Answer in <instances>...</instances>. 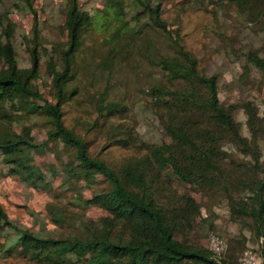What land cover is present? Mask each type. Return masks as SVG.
I'll use <instances>...</instances> for the list:
<instances>
[{"label": "trees", "instance_id": "trees-1", "mask_svg": "<svg viewBox=\"0 0 264 264\" xmlns=\"http://www.w3.org/2000/svg\"><path fill=\"white\" fill-rule=\"evenodd\" d=\"M4 1L0 0L3 164L10 175L28 186L50 191L52 185L37 166L34 153L62 144L66 159L59 156L58 163L65 176L63 184L74 193L73 201L84 209L98 208L105 213L97 221L85 222L81 214L50 205L51 221L67 234L42 238L13 225L0 205V230L10 228L18 234L20 255L30 264H241L238 256L246 239L238 241L240 248L230 246L229 256L220 263L203 245L217 226L204 216L202 204L190 194L188 187L194 186L204 195H219L231 224L250 228L260 242L258 253L264 264V116L253 103L225 105L220 101L218 77L199 70L197 59L184 48L179 33L171 31L162 18L164 0H105L100 25L108 46L104 64L111 65L148 29L166 35L174 48L172 56L157 63L163 81L148 95L159 112L165 111L163 125L178 144L170 148L140 143L125 132V126L115 127L109 146L137 150L136 156L117 168L93 156L90 141L69 129L64 120L65 106L80 91L78 56L97 19L82 9L79 0H64L67 40L58 57L50 56L47 62L53 103L38 89L43 37L34 0H22L33 17L32 39L24 38L30 51L29 69L19 67L13 44L16 25L8 11L1 12ZM232 1L264 30V0ZM245 62L247 76L254 69L264 77V58L257 50L249 51ZM94 105L99 120L88 131L101 130L114 118L123 117L124 107L110 101L107 92L99 94ZM242 110L249 135L236 119ZM32 116L46 118L44 144L36 142L27 126L13 132L16 122L25 123ZM97 177L106 187L85 198L79 183L93 187Z\"/></svg>", "mask_w": 264, "mask_h": 264}, {"label": "rangeland", "instance_id": "rangeland-1", "mask_svg": "<svg viewBox=\"0 0 264 264\" xmlns=\"http://www.w3.org/2000/svg\"><path fill=\"white\" fill-rule=\"evenodd\" d=\"M79 1L82 9L97 19V25L88 32L78 56L77 85L80 91L64 108L65 125L90 141V153L93 156L115 168L125 159L137 155L134 148L109 146L110 132L115 127L125 126V132L136 137L140 143L174 148L178 141L163 125L166 113L159 112L148 95L154 85L163 81V74L157 63L162 58L173 55L174 48L168 37L148 29L145 33H140L134 45L125 53L121 52L111 65L104 64L108 46L103 40L106 34L100 25L103 23L102 13L106 1ZM34 3L38 9L43 37L38 89L45 100L54 103L47 62L50 56L58 57L60 46L67 40L64 28L66 2L34 0ZM5 11H8L9 18L16 25L13 44L19 67L29 69L30 51L24 38L32 39L33 17L22 0H5L1 12ZM242 11L238 2L232 0H164L162 18L171 31L179 33L184 48L197 59L199 70L203 74L218 77L219 98L223 104L253 103L263 117L264 77L254 69L246 75L248 67L245 55L251 50H257L264 58V30L255 24V21L248 20ZM103 92L108 93L110 101L122 104L123 117L114 118L113 122H108L101 130L88 131L90 127L97 126L99 115L95 110V98ZM236 119L243 125L244 134L249 135L245 111L238 112ZM26 126L31 129L37 143H46V118L32 116L25 123L16 122L13 132L19 133ZM59 156L66 159L63 145L58 143L50 145L47 150L41 149L34 153L37 166L43 169L47 182L52 185L50 191L34 189L10 175L0 156V205L13 225L42 238L62 237L67 234L51 221L48 213L50 205L61 206L81 214L85 222L97 221L105 216L98 208L84 209L77 200L73 201L74 193L63 184L65 176L58 163ZM97 180L99 181H96L93 187L84 182L79 183L85 198H89L92 191L106 187L101 184L99 177ZM188 190L202 204L204 216L217 226L216 233H210L203 241L207 249L209 237L216 235L227 241V250L222 260L229 256L230 246L232 249L235 246L240 248L242 244L237 243L243 239H246L247 243L239 252V263L245 250L259 252L260 242L252 236L250 228H241L238 224L230 223L219 195H204L194 186H189ZM249 234L253 237L255 246H248V238L245 235ZM18 242V234L14 230H0V264H30L20 255Z\"/></svg>", "mask_w": 264, "mask_h": 264}, {"label": "built area", "instance_id": "built-area-1", "mask_svg": "<svg viewBox=\"0 0 264 264\" xmlns=\"http://www.w3.org/2000/svg\"><path fill=\"white\" fill-rule=\"evenodd\" d=\"M208 250L214 259L220 263L227 250V241L223 237L212 235L208 239ZM241 264H263V261L257 251L248 249L242 255Z\"/></svg>", "mask_w": 264, "mask_h": 264}, {"label": "crops", "instance_id": "crops-1", "mask_svg": "<svg viewBox=\"0 0 264 264\" xmlns=\"http://www.w3.org/2000/svg\"><path fill=\"white\" fill-rule=\"evenodd\" d=\"M245 237L248 238V246H250V245H254L255 246V242H254L253 237H251V234L245 235ZM256 245L258 246L257 241H256Z\"/></svg>", "mask_w": 264, "mask_h": 264}]
</instances>
